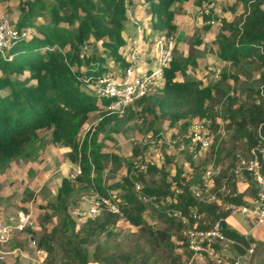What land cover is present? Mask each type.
I'll return each mask as SVG.
<instances>
[{
  "label": "trees",
  "instance_id": "trees-1",
  "mask_svg": "<svg viewBox=\"0 0 264 264\" xmlns=\"http://www.w3.org/2000/svg\"><path fill=\"white\" fill-rule=\"evenodd\" d=\"M142 1L151 15L150 27L171 37L176 31V7L187 0ZM131 2H17V17L12 26L24 34L3 55L0 53V173L15 160L37 159L48 142L67 147L68 160L80 167L74 179L62 176L54 199L40 206L43 213L38 230L27 229L28 237H32L35 248L41 253L40 264H133L132 251L109 252L99 241L101 235L110 239L115 235L120 219L144 235L151 255L164 250L174 259L170 252L177 240V245L192 256L181 235V219L174 215L176 211L186 215L192 207L203 215L205 223H200V227H208L222 218L221 229L226 237L236 241L233 247L238 254L245 253L249 242L254 247L251 257L255 250L262 248L256 264H264V240L257 242V246L252 236L246 240L242 233L226 224L228 210L192 195L190 185L200 180L203 171L201 168L196 172L200 167L194 165L192 154L183 153L192 174H186L178 165L169 178L163 163L146 161L145 171H139L132 162H125L124 174L104 187L103 174L108 161L116 168L120 164L116 155L102 149L103 140H111L128 122L142 126L143 129H139L144 134L149 131L158 134L157 123L166 122L169 128L186 129L193 120L208 118L215 129L219 117L230 132L231 144L222 141L208 150L196 151L203 154L204 163L210 156L216 164L231 156L228 165L220 170L217 183L224 179L233 190L237 189L238 176L231 170L235 155L256 143L258 129L264 135V0H235L242 12L232 20L221 18L213 41L219 60L232 66L247 65V70L258 71V76L245 83L241 96L224 92L221 87L227 77L224 73L220 80L209 83L189 77L187 69L195 64L194 58L183 56L174 47L173 59L163 71L162 89L140 98L134 108L129 107L122 114H111L106 110V101L88 92L84 78L111 73L112 68L106 61L125 64L123 34L128 14L126 5ZM231 77L237 80V76ZM216 100H221L220 112L216 111ZM94 113L98 116L95 126L80 136ZM140 147L133 145L131 155L144 160ZM145 173H154L158 179L148 183ZM242 176L247 192H239L229 199L235 203L242 202L245 194L256 191L250 176L246 173ZM136 183L140 186L137 190ZM111 192L116 193L122 217L102 211L94 220L77 222L70 215L69 210L77 208L79 196L85 193L107 196ZM24 193L32 195L29 190ZM52 221L48 227L47 223ZM159 223L162 228L153 226Z\"/></svg>",
  "mask_w": 264,
  "mask_h": 264
},
{
  "label": "rangeland",
  "instance_id": "rangeland-1",
  "mask_svg": "<svg viewBox=\"0 0 264 264\" xmlns=\"http://www.w3.org/2000/svg\"><path fill=\"white\" fill-rule=\"evenodd\" d=\"M197 1L200 4L197 5ZM17 2L18 0H0V9L11 25L16 21ZM207 2L208 0H187L176 7L177 13L174 21L176 31L171 36L175 42V49L183 56L194 58L195 64L187 69L189 77L197 78L203 83H209L220 80L221 74L224 73L227 76L221 84L224 92L241 96L245 90V83L258 76V71L247 70V65L242 67L232 66L228 62L223 63L216 56L213 41L219 32L221 18H226L227 20L236 18L242 12V7L238 4L235 5V0H221L214 10H207ZM150 23L151 18L148 21L149 26ZM150 30L152 31V29ZM106 63L113 71L119 67L113 61H106ZM149 64L147 62L143 68L148 67ZM218 67H220V73L215 75L214 70ZM231 75L237 76V80L232 79ZM88 92L91 94L90 91ZM103 100L106 101V99ZM216 101V111L220 112L221 100ZM97 120V114H91L82 128L80 136L84 134L87 128L90 129V127L95 126ZM216 120L224 123L219 117ZM139 124L140 121H138ZM139 127L143 129L142 126L136 127L133 122H128L122 126L119 133L112 135L111 140H103V151L116 155L120 164V167L116 168L114 163L108 161L103 174L104 187H107L108 184L119 179L124 174L125 162H133L135 158L131 155V147L135 144L141 145L140 149L143 161H150L157 165L163 163L169 174V178H171L174 168L178 165L183 167L186 174L193 173L189 169L185 155L176 149H167L165 145V140L181 136L187 128L183 129L179 126L169 128L166 126V122H161L155 126L159 131L158 134L150 131L144 134L140 131ZM227 134L228 138L223 141L227 145H230V132L227 131ZM144 138L146 141L142 144L141 142ZM68 151L67 147L54 146L48 142L37 159L28 162L15 160L8 169L0 173V219L7 220L17 210L29 211L34 219L35 230H38L41 214L43 213L40 206L54 199L55 189L60 181V177L67 176V173L72 171L74 167V164L68 160ZM202 155V153H198L193 158L194 165H199L200 167L196 172H200L201 168H204L210 162H213L221 170L228 165L231 159V156H227L216 164L214 158L210 156L205 164ZM145 176L148 183H153L158 179L154 173H145ZM243 183H246L245 178L242 175L238 176L236 184L238 189L242 191L247 188V186L244 187ZM25 190L31 191L32 195H25ZM92 196L94 194L91 193L79 196L77 208L86 207ZM72 210L73 208L69 210L70 215ZM53 222L47 223V226L50 227ZM225 222L229 227L240 233H242V230H250V236L256 241V246L259 245L257 242L264 240V230L261 227H252V222L242 215L228 214ZM153 226L155 228L163 227L160 223ZM26 231L27 233L24 238L21 239L22 244L27 245L26 248H23L26 252H22V249L11 252L12 256L10 260H12V264L40 262L41 253L34 245L27 244L29 232L28 230ZM114 234L111 239L101 235L99 237L101 245L109 252L117 250L132 251L135 259L133 264H215L207 258L188 255L184 247L177 245V240H174L175 247L170 252L174 259L168 257L169 251L164 250H157L151 255L152 253L149 250L144 235L124 219L118 221ZM262 250L259 247V249L255 250L254 256L244 260L242 264H256ZM221 252L222 258L227 260L233 259L239 253L235 247L231 246L224 248ZM147 256H149L147 260L143 261ZM0 264H5L4 259L0 260Z\"/></svg>",
  "mask_w": 264,
  "mask_h": 264
},
{
  "label": "built area",
  "instance_id": "built-area-1",
  "mask_svg": "<svg viewBox=\"0 0 264 264\" xmlns=\"http://www.w3.org/2000/svg\"><path fill=\"white\" fill-rule=\"evenodd\" d=\"M221 0H208L207 10H214ZM131 2L127 4V13ZM146 7V5H144ZM135 35L123 47V58L125 64L118 65L115 72L101 74L95 77H85L84 82L88 85L90 92L99 99H106V110L108 113L122 114L127 108L132 107L140 98L156 93L163 87V71L169 66L173 59L175 42L172 37H166L157 33L151 46L145 42L143 33L146 24L143 20L130 18ZM14 28L0 9V53L3 55L23 35ZM149 62V66L143 68ZM225 63V61H222ZM220 73V67L214 70V74ZM217 127H211L208 118L193 120L187 130L179 137L165 140L167 149H176L181 153L192 154L195 158L199 151L208 150L212 145L216 146L220 141L228 138L225 124L216 120ZM87 130H89L87 128ZM86 130V131H87ZM146 139H142L144 144ZM140 143V142H139ZM232 172L241 176L246 173L252 179L256 191L253 194H245L242 202L230 201L240 192L233 190L224 179L218 184L220 168L213 162L208 163L201 173L200 180L190 185L192 195L204 203H218L229 214H239L248 218L253 227H261L264 230V135L257 130L256 143L244 152H237ZM133 167L139 171H145L146 162L135 158ZM80 173V167L74 164L72 171L67 173L68 178L74 179ZM135 184V189H139ZM116 193L111 192L107 196L94 194L86 207L75 208L71 216L82 222L87 219L94 220L102 211L117 214L122 217ZM144 200L147 198L142 196ZM182 222L181 235L184 238L187 249L192 256L207 258L215 264H242L244 260L251 257L254 247L249 242L244 254H238L231 260L222 258V250L236 244L234 239L225 236L221 229L222 218L214 220L208 227H200L204 224L203 215L192 207L186 215L179 211L174 213ZM27 229H35L34 219L29 211L17 210L7 220L0 219V260H3L8 252L2 250L16 233L25 232ZM244 238L250 236L243 234ZM32 238V237H30ZM34 244V241H31ZM219 246V248H217ZM32 264H39L38 261Z\"/></svg>",
  "mask_w": 264,
  "mask_h": 264
},
{
  "label": "crops",
  "instance_id": "crops-1",
  "mask_svg": "<svg viewBox=\"0 0 264 264\" xmlns=\"http://www.w3.org/2000/svg\"><path fill=\"white\" fill-rule=\"evenodd\" d=\"M132 1L135 2V3H133V4L130 5V8H129V11H128V14H127V22H126L125 29H124V34H123L124 37L126 38L125 45L135 35L134 26H133V24H132V22L130 20V18H135V19H138V20H143L145 22L146 27H145V30H144V33H143V38H144L145 42L148 44V46H151L152 41H153V38L157 34V32L154 31L148 25V21L151 18V15L148 12L147 8L144 7V5H146L144 1H142V0H132ZM128 29H129V31H128ZM150 29H152V31ZM152 34H154V35H152ZM115 71L112 70V72H115ZM243 185H244V187L247 186L246 183H243ZM237 189H238V186H237ZM238 190L240 192H245V193L247 192V188H246V190H243V191L240 190V189H238ZM249 231L250 230H247V231L242 230V234L249 233ZM26 233H27L26 231L25 232H22V233H16L10 239V241L6 245H4L2 247V250L8 252V254L4 257L5 264H12L13 263L12 260H10V258L12 256V253L11 252H14L16 250H19L20 251V249L23 250L22 252H26L23 248H26L27 245H24V244H22L23 242H21V239L24 238V236H25ZM249 235H250V233H249ZM27 238H28V243L27 244L28 245H34V244L31 243V241H32L31 239L32 238H29L28 235H27ZM41 261H42V257H40L39 264L41 263Z\"/></svg>",
  "mask_w": 264,
  "mask_h": 264
}]
</instances>
